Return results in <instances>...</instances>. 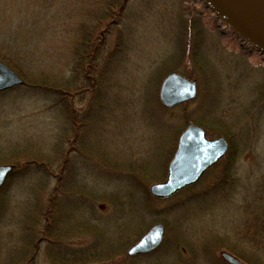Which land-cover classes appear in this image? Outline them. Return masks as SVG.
Instances as JSON below:
<instances>
[{
  "label": "rangeland",
  "instance_id": "rangeland-1",
  "mask_svg": "<svg viewBox=\"0 0 264 264\" xmlns=\"http://www.w3.org/2000/svg\"><path fill=\"white\" fill-rule=\"evenodd\" d=\"M106 1L0 0V61L24 82L0 92V165H15L0 264H225L220 252L264 264V62L197 1L127 0L103 18ZM172 71L197 93L164 108ZM187 123L229 149L192 187L152 199ZM156 223L160 245L127 256Z\"/></svg>",
  "mask_w": 264,
  "mask_h": 264
},
{
  "label": "water",
  "instance_id": "water-1",
  "mask_svg": "<svg viewBox=\"0 0 264 264\" xmlns=\"http://www.w3.org/2000/svg\"><path fill=\"white\" fill-rule=\"evenodd\" d=\"M199 1L238 38L264 55V0ZM21 83V79L0 62V91ZM195 94V81L175 72L165 76L158 90L159 101L165 108L192 100ZM226 149L227 142L224 138L207 140L201 127L188 124L177 138L176 149L168 163L165 180L152 184L149 187L150 194L165 198L195 183L207 168L222 157ZM10 169L9 166H0V186ZM162 234L163 227L160 224L152 225L127 249L126 254L132 256L152 251L160 244ZM221 258L227 264H241L227 253H221Z\"/></svg>",
  "mask_w": 264,
  "mask_h": 264
},
{
  "label": "flooded vegetation",
  "instance_id": "flooded-vegetation-1",
  "mask_svg": "<svg viewBox=\"0 0 264 264\" xmlns=\"http://www.w3.org/2000/svg\"><path fill=\"white\" fill-rule=\"evenodd\" d=\"M237 42H239L238 44L240 45V47H242V48H244V47H246V45L244 44V43H242L241 41H237ZM248 53H257L256 51L254 52V50L253 49H249V52ZM258 54V53H257ZM260 59L264 62V57L263 56H261L260 55ZM72 149H74V147H72ZM65 162H67V159L65 158L64 160H63V163L65 164ZM12 165V164H11ZM13 166V169L15 168V165H12ZM64 166H66V165H64ZM64 170V169H63ZM50 201V204L48 205V208L47 209H45V210H43V212H42V215H41V217L44 215H46L47 216V218L46 219H44L45 221H44V224H43V226H42V229H41V233H43L45 236H46V234L45 233H47V232H50L49 230H52L53 229V226H54V221L52 220V216H51V214H52V210H50L51 209V200H49ZM51 218V219H48V218ZM51 228V229H50ZM44 239V237H40L39 239H38V242H41L42 240ZM47 239V238H46ZM46 239H44V240H46Z\"/></svg>",
  "mask_w": 264,
  "mask_h": 264
},
{
  "label": "trees",
  "instance_id": "trees-1",
  "mask_svg": "<svg viewBox=\"0 0 264 264\" xmlns=\"http://www.w3.org/2000/svg\"><path fill=\"white\" fill-rule=\"evenodd\" d=\"M126 1L127 0H110L109 2H107L106 1V3H105V5H106V8H105V10L103 11V13L105 12V15H104V17L103 18H105L108 14H109V12H112V11H114L115 9H116V11H121V9L123 8V6L125 5V3H126ZM194 1H197L198 2V0H194ZM204 11H206V10H204ZM106 12H108V14H106ZM207 12V11H206ZM102 18V19H103ZM100 20V19H99ZM101 21V20H100ZM7 62V61H6ZM8 63V62H7ZM8 65V64H7ZM9 66V65H8ZM10 68H12L11 66H9ZM13 69V68H12ZM14 70V69H13ZM18 75H19V72L18 71H16V70H14ZM20 76V75H19ZM185 76L186 77H188V78H190V79H193V77L191 76V75H187V74H185ZM227 139V138H226ZM229 143V142H228Z\"/></svg>",
  "mask_w": 264,
  "mask_h": 264
},
{
  "label": "bare ground",
  "instance_id": "bare-ground-1",
  "mask_svg": "<svg viewBox=\"0 0 264 264\" xmlns=\"http://www.w3.org/2000/svg\"><path fill=\"white\" fill-rule=\"evenodd\" d=\"M201 177V176H200Z\"/></svg>",
  "mask_w": 264,
  "mask_h": 264
}]
</instances>
